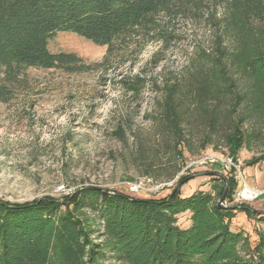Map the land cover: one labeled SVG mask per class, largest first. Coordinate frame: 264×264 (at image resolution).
Segmentation results:
<instances>
[{
	"label": "trees",
	"instance_id": "trees-1",
	"mask_svg": "<svg viewBox=\"0 0 264 264\" xmlns=\"http://www.w3.org/2000/svg\"><path fill=\"white\" fill-rule=\"evenodd\" d=\"M204 3L221 9L219 17L209 16L219 32L210 46L194 47L186 83L167 81L157 102L156 121L174 160L168 178L181 169L190 110L205 123L201 147L220 132L234 161L255 141L260 154L247 164L264 160V0H0V101L30 68H89L74 52L49 49L59 32H73L108 53L130 40L167 43L174 35L164 18L195 15ZM123 81L135 93L144 85L141 77ZM114 134L123 139L125 130L119 126ZM225 173L212 175L210 190L186 197L179 188L188 175L178 177L172 194L156 199L98 186L79 187L62 200L0 198V264H264V233L251 245L231 225L238 212L263 222L264 213L217 207L224 188L231 202L238 186L234 169ZM186 212L184 228L178 217Z\"/></svg>",
	"mask_w": 264,
	"mask_h": 264
},
{
	"label": "rangeland",
	"instance_id": "rangeland-1",
	"mask_svg": "<svg viewBox=\"0 0 264 264\" xmlns=\"http://www.w3.org/2000/svg\"><path fill=\"white\" fill-rule=\"evenodd\" d=\"M215 12L219 17L221 9L204 3L195 15L179 14L169 22L166 17L167 30L174 35L167 43L130 40L111 53L73 32H59L49 49L74 52L89 68L75 73L30 68L8 100L0 101V198L18 203L44 196L62 200L79 187L98 186L137 199H156L172 193L180 175H188L180 196L210 190L212 175L226 174L219 163L207 160L229 155L222 134L201 147L205 123L190 110L185 150L178 161L181 169L169 179L174 160L164 147L156 115L164 84L178 81L183 86L194 47L210 46L219 32L218 22L209 18ZM134 77L144 80L138 93L123 81ZM119 126L125 130L123 139L114 134ZM259 149L255 141L240 150L237 160L246 184L261 195L253 201L238 199V176L232 201L224 197L222 202L226 208L243 205L264 213V160L247 164L259 156ZM133 184L140 185L137 191L131 190ZM59 185L68 192L59 191ZM220 197L215 195L217 204ZM231 223L251 245L257 233H264V222L243 212ZM178 224L189 226L187 212L179 215Z\"/></svg>",
	"mask_w": 264,
	"mask_h": 264
},
{
	"label": "built area",
	"instance_id": "built-area-1",
	"mask_svg": "<svg viewBox=\"0 0 264 264\" xmlns=\"http://www.w3.org/2000/svg\"><path fill=\"white\" fill-rule=\"evenodd\" d=\"M207 160H209L210 162H214V163H219V165L223 168L224 171L228 172L231 169H234L235 171V177L238 178V176H240V181L242 182V186L241 188L236 192V197L238 199H241L243 201H253L255 200L259 195H261V191L252 189L251 187H249L246 182L244 181L243 177L241 176V171H240V165L237 161H234L232 159L231 156L226 155L225 157H211L208 158ZM206 161V159H205ZM238 179V182H239ZM139 184H133L131 185V190L132 191H137L139 188ZM59 191L62 192H68L65 185H59L57 188Z\"/></svg>",
	"mask_w": 264,
	"mask_h": 264
},
{
	"label": "water",
	"instance_id": "water-1",
	"mask_svg": "<svg viewBox=\"0 0 264 264\" xmlns=\"http://www.w3.org/2000/svg\"><path fill=\"white\" fill-rule=\"evenodd\" d=\"M225 193H226V187H225L224 192H223V194L221 195V197H220V199H219V202H218V204H217V207H218L219 209L226 208V206L222 204V202H223V200H224V197H225ZM171 194H172V193H171Z\"/></svg>",
	"mask_w": 264,
	"mask_h": 264
}]
</instances>
